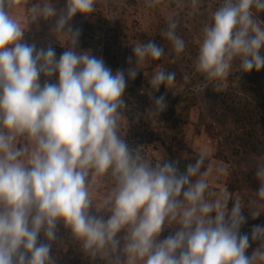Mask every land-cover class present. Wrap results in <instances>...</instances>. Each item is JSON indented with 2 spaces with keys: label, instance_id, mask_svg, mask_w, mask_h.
<instances>
[{
  "label": "clouds",
  "instance_id": "9594fccd",
  "mask_svg": "<svg viewBox=\"0 0 264 264\" xmlns=\"http://www.w3.org/2000/svg\"><path fill=\"white\" fill-rule=\"evenodd\" d=\"M98 3L0 0V264H57L52 248L64 241L61 226L90 261L103 264H264V226L254 225L251 236L240 231L244 209L253 219L264 213V157L246 207L240 196L211 187L205 152L181 168L179 160L154 162L133 147L123 131L127 84L165 49L151 39L132 44L127 73L113 72L91 50L77 51L81 29L70 22L91 16ZM190 6L197 11L200 0ZM259 13L264 0H222L203 26L195 70L217 90L234 67L241 74L264 68ZM176 17L168 16L162 36L178 58L186 44ZM40 20L54 22L59 57L51 44L24 39ZM175 77L159 67L150 90L171 89ZM150 98L154 115L167 109L164 95ZM250 240L258 243L251 256Z\"/></svg>",
  "mask_w": 264,
  "mask_h": 264
},
{
  "label": "rangeland",
  "instance_id": "374dc122",
  "mask_svg": "<svg viewBox=\"0 0 264 264\" xmlns=\"http://www.w3.org/2000/svg\"><path fill=\"white\" fill-rule=\"evenodd\" d=\"M34 2L41 0H26L27 4ZM65 2L53 0L58 8ZM221 3L222 0H200L199 9L193 11L190 0H161L155 8L146 7L144 0H99L91 16L77 14L70 23L81 29L76 50H91L94 56L102 57L113 72L123 70L127 73L130 57L134 66L132 44L136 42L151 39L164 47L165 53L160 60L146 62L140 66L135 80L128 81L124 97L128 103L123 126L126 138L154 162L167 160L165 147L171 148L172 154L185 165L194 162L200 152H205V166L213 168L211 187L217 191L227 189L234 196H240L247 207L249 197L259 187L254 177L256 163L264 157V68L241 74L236 73L234 67V74L219 90L215 82L207 81L195 70L203 26ZM172 13L177 14V34L186 44L178 58L162 36ZM17 14L23 18V4ZM258 15L264 20V13ZM53 23L40 20L29 25L24 39L35 42L38 47L51 44L59 57L64 48L50 34ZM159 67L175 72L176 77L171 89L161 85L159 91L154 92L150 90L148 79ZM43 80L42 76L41 82ZM150 94L154 98L165 96L167 109L159 116L153 114ZM219 166L226 171L218 174ZM109 186L106 181L102 191ZM233 204L230 200L229 211ZM243 214L247 222L242 225L241 233L251 236L254 225L264 226V213L256 219L247 209ZM170 231L165 230L161 238ZM60 235L64 241L52 248L57 264H103L99 260L90 261L78 245L68 240L62 226ZM250 243L246 252L249 256L258 246L257 242L250 240Z\"/></svg>",
  "mask_w": 264,
  "mask_h": 264
},
{
  "label": "trees",
  "instance_id": "16d2710c",
  "mask_svg": "<svg viewBox=\"0 0 264 264\" xmlns=\"http://www.w3.org/2000/svg\"><path fill=\"white\" fill-rule=\"evenodd\" d=\"M162 145L164 146L165 145V142H162ZM165 157L167 159H172V160H179V158L175 157L173 154H172V149L171 148H168V147H165ZM185 166L184 163H180V167L183 168Z\"/></svg>",
  "mask_w": 264,
  "mask_h": 264
}]
</instances>
